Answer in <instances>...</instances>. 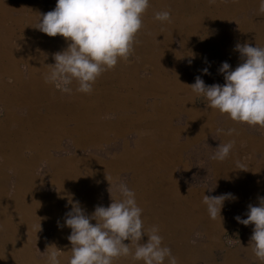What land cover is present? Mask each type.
I'll return each instance as SVG.
<instances>
[{"label": "crops", "instance_id": "obj_1", "mask_svg": "<svg viewBox=\"0 0 264 264\" xmlns=\"http://www.w3.org/2000/svg\"><path fill=\"white\" fill-rule=\"evenodd\" d=\"M170 1L172 0H149V7L142 16V28L136 34L133 51L128 59L121 58L114 68L103 71L92 85L93 91L90 94L79 92L80 96L86 95L88 101L85 103V108H77L76 114L79 116L91 115L94 119L89 121L91 123L87 127V119H85V122L79 120L77 123L79 127L82 126L87 132L104 130L109 131L106 134H110L117 128L118 118L124 115L131 117V119L126 117L129 125L136 118H140L141 104L149 97H154L150 98L149 102H157L155 114H157L160 121L169 116L174 107L178 106V109L182 111V104L185 108H191V111L194 93L185 85L194 84L197 76L204 81L205 85H223L225 81L223 75L219 72V68L224 62L231 66L230 70H234L238 66L241 62L240 54L235 50L238 43L264 47V13L258 11L260 0H246V5L241 0H222L220 2L221 10L224 11L223 16L225 19L206 20L202 17L195 18L193 17L194 14L190 12L192 9L190 3L186 7V15L183 14L182 17L171 16L170 22L154 19L156 12L163 11V3L168 4ZM193 4L194 8L196 6L201 10L211 6V4L208 6L203 4V7H201L199 3ZM55 5L56 0H0V264H48V261L45 260L47 254L44 255L45 252L40 249L44 238H49L53 242L60 241L56 238L60 235V228L64 225L61 221L54 225L53 223L57 219L56 217L51 219V214L54 212L59 213V206L55 204V201L53 206L44 201L36 205L34 203L25 205V196H28V194L29 196L33 194L40 197L56 196L59 192L58 188L45 186V180H47L46 182L49 181L45 173L47 164L69 157L80 158L83 152L91 151L94 147L89 145L94 142L92 141L87 142L83 146L84 148L79 147V149H76L73 141L76 131L72 128L77 124L72 120L69 125H66L67 120H65L64 125L58 126V121H55L53 117L57 115L59 121H62L65 111L61 108L56 109V105L58 106L61 102L75 97L78 87V84L73 81L71 93H65L56 89L55 83L46 82L45 80L50 71L47 66L55 63L53 55L66 50L68 43H70L59 35L49 37L34 28L39 20V15L53 10ZM235 9L238 12L231 13ZM188 15L190 16L188 17ZM244 26L247 28L245 29ZM218 27L220 28L218 32L224 34L223 56H220V53L217 52L212 59L211 56L216 51L215 43L210 41L205 47L202 40L198 38L191 40L195 47L189 50L188 46L190 44L184 36L188 34L201 36L204 35L202 33L208 34L211 31L216 34ZM165 34H171V46L174 45L173 37L179 38V45H181V41L188 43L186 47L182 46L181 55L187 58L183 71L180 69V55H178L176 62L174 61L177 53H175L173 47L170 50L168 48L155 50L164 43L163 35ZM149 36H157L158 38L150 39ZM168 61L173 62V66L167 70L164 67ZM175 63L179 66L178 73L184 72L182 75H177L174 69ZM149 68L150 73H152L151 77L148 79L139 78L145 71L149 73ZM205 68H207L208 74L203 73ZM137 73L138 75L135 76ZM118 79H120L119 83L116 82ZM125 83H127L128 94L122 99L126 100L123 104L127 102L128 106L123 109L128 111L136 108L138 110L136 116H130L134 114L133 111L122 112L109 107L112 106L113 95L114 103H120L118 102L120 97L117 95L126 94ZM108 87L116 94L112 93L110 95ZM97 89L102 90V95L99 94L101 96L93 93ZM179 94H185L186 97L181 98ZM194 97L196 98H194V105L198 107L196 100L200 96L195 94ZM198 109L201 111L211 110L215 115H221L220 112L218 113L216 109L210 106L206 108L198 107ZM149 111L152 112V109ZM186 117L188 116L184 112H180L176 117L178 119H175L173 124L178 123L183 126ZM92 123L95 124L93 129L89 128ZM235 123L238 125V132H240V137L234 142L238 154L235 167L233 162L225 160L222 161V168L212 166L211 163L217 160H212L210 157L220 143L217 141V145H215L205 140L195 144V146L204 145L203 148L194 149V146H192L189 149V152H194L186 157V161L189 162V170L187 172L175 171L174 174L178 177L184 189L200 192L192 194L180 190L173 179L167 177V172L169 173L175 161L181 159V152L177 150L171 152L172 150L164 149L162 154L156 156V160L138 166L139 170L146 171L145 173L149 174L148 180L152 179V173H148L149 169H153V172H155V168L164 170V175L161 174L158 177L161 183L160 190L164 191L169 188L171 189L170 192L175 191L176 195L182 198L170 202L168 198L173 199V195L171 193L163 194L159 188H155L153 191L146 190L145 193L135 198L137 205L142 209L144 206L142 197L153 199L157 193L161 194L164 200L163 210L154 212L151 216L147 214L144 219V228L145 230L153 226L158 228L159 235L163 238V246L171 250L172 255L177 259V264H187L192 256L198 255L195 247L202 243L203 236L200 227L194 228L190 232L195 224L200 223L203 225L208 235L221 233L226 225V220L227 222L232 221L234 225L235 223L239 224L235 219L239 215H233V212L229 213L230 207L227 209V218H223L220 213L221 220L219 218L213 220L208 215L202 194L208 195V190H217L216 188L197 187L188 184L187 181L183 182L184 180L204 177L208 181H221L223 172L225 176L227 174L232 175L233 173L230 174V172L234 170L237 174L235 178L251 181V189L255 190V194L264 196V128ZM71 129L74 131V137L66 132L64 133L65 130H69L71 133ZM85 135H88V133ZM130 136L126 135L123 139L119 138L113 141L111 135V140L108 142H95V150L92 152H95L97 156L109 157L98 153H102L103 150L106 151L107 146L111 148H108L107 154L112 156L119 154L123 141L127 142ZM34 138L44 144V154L37 152L34 144L31 146L26 144L27 141L31 142ZM206 141L208 144L205 143ZM188 142L189 140L185 144L186 146ZM46 145H49V147ZM199 151H206L207 155L210 156L199 157L196 154ZM36 158L37 162L35 164ZM237 162L246 167L244 169L238 168ZM22 165H25V168ZM29 168L30 171L27 172L25 169ZM229 170L230 172L226 173ZM218 174L219 176H217ZM23 177L31 178V180L36 178V187L21 189L19 179ZM236 189H232V191ZM251 193V195L254 194L252 191ZM231 194L239 198V196H236L237 193L231 192ZM238 198L236 199L238 200ZM228 201L231 200L228 199ZM258 204V197L256 200L251 199V205L258 206ZM247 211L248 207L241 210L242 219L247 218ZM61 216L63 218V215ZM148 221L150 224H148ZM39 223L40 229L38 227ZM245 227L249 230L246 237L250 239L254 225L250 224ZM14 229L18 230V240L15 235H9ZM37 229L40 232L34 237L33 235ZM13 238H16V241ZM18 243H20V247ZM68 248L71 250V244ZM212 248H216L215 245H211L209 249ZM248 252L249 249L244 247L243 253ZM251 255H253L252 252ZM253 259L256 264H264L254 255ZM124 262L123 260V263L119 264H124ZM198 262L205 264L201 257L197 261L188 264H199ZM136 264H143V262L138 261ZM165 264H168L167 260ZM224 264H244V262L236 254L229 252L227 254L226 252Z\"/></svg>", "mask_w": 264, "mask_h": 264}, {"label": "rangeland", "instance_id": "obj_2", "mask_svg": "<svg viewBox=\"0 0 264 264\" xmlns=\"http://www.w3.org/2000/svg\"><path fill=\"white\" fill-rule=\"evenodd\" d=\"M190 1V2H189ZM198 1V2H197ZM222 0H216L214 4H211L208 8H204V10H201L200 8L193 7V3H199L201 7H203V4L206 6L210 5L209 0H172L168 4L163 3V11H169L171 16L173 17H182L181 15L185 14L186 7H188V3L192 6V9L190 12L191 14H194L193 17L208 20L213 19H225L223 16V10H221V2ZM230 1V0H229ZM232 1V0H231ZM244 1V5L247 4L246 0ZM215 5V6H214ZM218 5V6H217ZM217 6V7H216ZM235 7V6H234ZM220 8V9H219ZM221 10V12H219ZM189 12V14H190ZM238 12V10H233L231 13ZM186 15V14H185ZM190 15H188L189 17ZM203 21V20H202ZM246 29L247 27L244 26ZM216 29V28H215ZM220 28L218 27L217 33L214 34L212 31L207 33H202L204 35H192L188 34L184 36L189 42V50L193 49L195 46L192 44L191 40L193 41L195 38H198L199 40H202L204 46L209 44V42H214L216 45V51L211 56L213 59L215 54L217 52L220 53V56L224 55V34L222 32H218ZM170 35L171 34H165L163 35V41L164 43L161 44L160 47L155 48L157 49H174L175 53H177V56L175 57V62L178 59V55H180V62L181 67L180 69L183 71L184 64L186 63L187 58L183 57L181 55L182 53V46L186 47L188 43H184L181 41V45H179V38L173 37L174 45L170 44ZM157 36H152L149 38L153 39ZM158 38V37H157ZM202 47V46H201ZM150 52V51H148ZM197 52V51H196ZM196 56V54H195ZM235 56V55H233ZM230 57V56H229ZM238 60V59H237ZM168 64V65H167ZM164 68L167 70L173 66V62L168 61V63ZM176 64V63H175ZM153 69V68H152ZM175 71L177 72V75H182L183 73H178L179 66L178 64L174 67ZM150 73V68H149ZM147 73L146 71L142 73V76H139V78L148 79L151 77L152 73ZM138 73L135 75L137 76ZM149 75V76H148ZM130 76V75H129ZM130 78V77H129ZM119 80H116L117 83H119ZM126 82V81H125ZM116 86V85H114ZM125 90H127L126 94L124 95H117L119 98L120 103H114V95L112 97V106H109L113 109L121 110L122 112H129L133 111L134 114L130 116H136L138 114V110L136 108L126 110L123 108H126L128 106L126 100H123L125 96L128 94V88L127 83H125ZM55 87L58 90H61L62 85L55 83ZM69 87L72 89L71 85ZM112 88V87H111ZM108 93L112 95V89L109 87L107 88ZM93 93H96L97 96H101L102 90L97 89ZM194 93V92H193ZM101 94V95H99ZM116 94V93H113ZM181 98H185V94H179ZM195 93L192 97L193 100V107L190 111L189 108H185L182 104V111L178 109V106L174 110H171V113L169 116H167L163 121L158 120V116L155 111V105H157V102H149L150 98H147L144 102H142L140 110L141 117L136 118L130 125L128 124L127 118H130L127 115H124L117 120V128L114 129L110 134H106L109 131H90L87 132L85 129H83L82 126L79 127L77 124L80 120L81 122H85V119H87V125H89L94 120L91 115H77V108H85V103L88 101L86 95H81L79 91H76V96L70 99L65 100L64 102H61L60 105H56V109L61 108L65 111V115L62 119V121H59V116L55 115L54 120L58 121V126L64 125V121L67 120L66 125H69L71 121L73 120L77 125L72 128L76 131V135L74 134V131L71 129V133L69 130H65L68 135L75 137L73 138L75 148L79 149V147H83L86 145L87 142H92L91 146L95 147V142L100 141H106L108 142L111 140V135L113 138V141L116 139H123L126 135H131L127 140V142L123 141L122 149L119 151V154H115L112 156L111 154H107L106 152L111 149L106 146V151H102V153L98 152L99 154H104L105 156L109 157H101L97 156L95 152H92L95 150L93 147L91 151L83 152V155H80V158L78 157H69L63 160L58 161H52L51 163L47 164V168L45 170V173L47 174L49 181L46 182L45 180V186L46 187H56L59 189V192L56 196H46V197H40L38 195H31L25 196V205L27 203L31 204L34 203L40 204V202H48L53 206V203L55 201V204L59 206V213H53L51 214V219L56 217L54 225L58 224L59 221L63 223L65 221L66 213L71 211V202L78 201L81 208L85 211L86 215H91L96 206H104L108 207L111 203V199L115 200L120 198V194L117 191L113 190V182L116 183H123L127 185V187L132 190L135 193V198L139 197L141 194L145 193L146 190L153 191L155 188H159L161 183L159 182V175H164L165 171L161 170L160 168H155V172H153V169H149L148 173H152V179L148 180L149 174H146V171H142L138 169V166L140 165H146V162H152L153 160H156V156L162 154V151L164 149L172 150L171 152H181V159L176 160L175 163L170 168L169 173L167 172V177H171L176 183L177 187L180 190H183L185 192H190L192 194L200 191L195 190H186L182 187L180 184L178 177L175 176V171H182L187 172L189 170V162L186 161V157L193 154L194 152H189V149H191L192 146H194V149H201L204 145H196L198 143H201L205 140L210 141L214 143L215 145L217 141H219L220 144L227 143L229 141H237L240 137V132H238V125L232 120L229 119L227 114H221L220 116L215 115L213 111L211 110H205L201 111L198 109V107L206 108L209 106L207 100L200 96L196 100V107L194 104V100L196 99ZM179 97V98H180ZM195 98V99H194ZM157 99V98H156ZM158 100V99H157ZM132 105V104H131ZM152 109V112L149 110ZM144 111V112H143ZM218 111V110H217ZM143 112V113H142ZM180 112H184L186 117V120L183 124V126L179 125L178 123L176 125L173 124L176 118ZM219 113V111H218ZM215 117H214V115ZM139 115V116H140ZM127 117V118H126ZM163 119V118H162ZM44 120V119H43ZM183 122V120H181ZM176 123V122H175ZM92 126L89 128L93 129L95 127V124L92 123ZM179 125V126H178ZM60 129V128H59ZM217 129H223L224 133H218ZM229 129H234L235 131L232 133V135H227V131ZM63 133V134H64ZM80 133V134H78ZM88 135H85L87 134ZM55 135V134H54ZM46 137V136H44ZM38 139L34 138L33 140L27 141L26 144H34V148L37 152L44 154L45 153V147L44 144H41L40 141H36ZM96 140V141H95ZM189 140L187 146L185 145L187 141ZM205 142L208 144V142ZM210 144V143H209ZM47 146V145H46ZM29 147V146H28ZM49 147V145L47 146ZM84 148V147H83ZM91 148V147H89ZM109 148V149H108ZM236 151V153H235ZM90 152V155H89ZM92 153V154H91ZM196 153V152H195ZM187 154V155H186ZM199 157H207L210 155H207L208 153L205 151H199L196 153ZM89 155V156H88ZM88 156V157H83ZM194 156V155H193ZM237 148L235 149V146L231 149L228 157L225 159V161L233 162L235 167V162L238 160L237 158ZM37 162V158L35 161V164ZM214 163H211L212 166L221 167L222 161H213ZM150 164V163H148ZM23 166V165H22ZM196 166V165H195ZM197 167V166H196ZM233 167V168H234ZM25 168V165L23 166ZM222 168V167H221ZM220 168V169H221ZM27 172L30 171L29 169H25ZM230 170L226 173H229ZM233 173V174H232ZM220 174V173H219ZM219 174L217 176H219ZM229 175L227 174L225 176V173L223 172L221 174L222 180L221 181H208L207 179H204V177H201L199 179H189L184 180L183 182H188V184H191L193 186L197 187H207V188H216L217 190H208L207 194H202L203 196H219L222 194H227L231 192L237 193L234 200L229 199L231 201L225 200L223 203L222 209H221V215H223V218H227L226 215L228 214L227 209L228 207L231 208L230 212H233L234 214H237L241 217V210L246 209L248 205L251 204V199L264 198V196L259 195L257 196L255 194V190H252V182L251 181H245L241 179L235 178L237 174H235V171L233 170L230 172ZM156 176V177H155ZM216 176V177H217ZM231 176V177H230ZM71 177V180H70ZM73 178V179H72ZM107 179V180H106ZM36 178L35 180H31V178H20L19 179V185L20 188L27 189L32 188V186L36 187ZM35 184V185H34ZM150 186V188H149ZM239 188V189H236ZM232 189H236L235 191H232ZM171 189L166 188V190H160L161 193H171L173 195V199L168 198V200L175 201L176 199H182L178 195H176L175 191L170 192ZM252 192H254L253 195H251ZM238 198V200L236 199ZM144 201V206L142 208V215L141 219L144 222V219L148 215H153L154 212L162 211L163 210V204L164 200L162 199L161 194L157 193L155 198L151 199H145L142 197ZM235 212V213H234ZM63 215V218L62 216ZM91 223L95 224V221H91ZM148 224L149 221H148ZM197 227H200L201 234L203 236L202 243L199 245H196L195 250L198 251V255L192 256L189 262L197 261L199 257H201L205 264H224L225 262V254L227 252L236 254L237 257L243 259L244 264H256V262L253 259V255H251V250L249 249L248 253H243L244 247H248L250 239L246 237L247 232L249 230L247 227L243 226L242 224L235 225L232 223V221L226 220V225L222 229L221 233L219 234H207L205 231V228L200 223L195 224L192 226L190 232L196 229ZM225 230V231H224ZM17 231L14 229L9 235H15L17 238ZM224 231V232H223ZM40 232L39 229H37L36 233L33 235L36 237L37 233ZM71 234V229L64 226L60 228V235L56 238L60 240L59 242H56L50 240L49 238H44L42 240L41 249L42 252H45L44 255L47 254V258L45 259L48 261V254L53 249H49L50 246H55L57 249H59L61 252L59 254V262L60 264H68V261L71 256L68 241V236ZM235 234V237L233 235ZM16 238H13L16 241ZM18 240V238H17ZM194 240V239H192ZM25 242V241H24ZM147 242V237H143L141 240V243ZM125 243H130V241H125ZM19 247H20V243ZM195 244V243H194ZM197 244V243H196ZM211 245H215L216 248L209 249ZM134 248V245H132ZM24 248V247H23ZM20 251V250H19ZM123 260L125 261L124 264H136L138 261L133 260L130 256L129 257H120L118 259H114L113 264H119L123 263ZM117 261V262H116ZM188 262V263H189ZM187 263V264H188ZM199 263V262H198ZM203 264V263H199Z\"/></svg>", "mask_w": 264, "mask_h": 264}, {"label": "clouds", "instance_id": "obj_3", "mask_svg": "<svg viewBox=\"0 0 264 264\" xmlns=\"http://www.w3.org/2000/svg\"><path fill=\"white\" fill-rule=\"evenodd\" d=\"M209 3L214 4L215 0ZM148 7L149 0H56L55 8L39 15L34 28L49 37L59 35L70 43L66 50L53 55L55 63L47 66L50 71L46 82L58 83L62 85L61 91L71 93L69 85L75 81L77 91L90 94L103 71L114 68L121 58L128 59ZM258 11L264 13V0H260ZM154 19L170 22L171 14L156 12ZM235 50L241 62L234 70L227 62L222 63L219 72L224 77L223 85H205L197 76L194 84L185 86L230 120L264 128V47L238 43ZM203 73L208 74L207 68ZM234 131L229 129L225 134L232 135ZM233 146L234 141L219 144L210 159L225 160ZM237 167L246 166L237 162ZM113 190L120 198L111 199L108 207L96 206L90 216L78 201H70L71 211L64 221V226L71 229L67 238L71 244L68 264H113L114 259L129 256L143 264H165L166 260L168 264H177L171 250L163 246L158 228L145 230L135 193L115 181ZM228 199L235 197L231 193L203 196L211 219L221 220L220 212ZM246 215V219H235L244 226L254 225L247 248L264 262V198H259L258 206L248 205ZM93 220L95 224L91 223ZM143 237H147V242L141 243ZM48 248L53 249L48 254V264H60L61 251L55 246Z\"/></svg>", "mask_w": 264, "mask_h": 264}, {"label": "bare ground", "instance_id": "obj_4", "mask_svg": "<svg viewBox=\"0 0 264 264\" xmlns=\"http://www.w3.org/2000/svg\"><path fill=\"white\" fill-rule=\"evenodd\" d=\"M201 1H204V0H201ZM216 1V0H215ZM231 1V0H230ZM190 2V1H189ZM198 2V1H197ZM218 6V5H217ZM216 6V7H217ZM237 7V6H236ZM220 9V8H219ZM219 12H221V10L219 11ZM224 13V12H223ZM229 13V12H228ZM163 182V181H162ZM203 198V197H202ZM195 205V204H194ZM199 205V204H198ZM139 206V205H138ZM198 207V206H197ZM200 207V206H199ZM197 210H198V208H197ZM189 212V211H188ZM220 221V220H219ZM221 226V225H220ZM233 237H235V234L233 235Z\"/></svg>", "mask_w": 264, "mask_h": 264}]
</instances>
